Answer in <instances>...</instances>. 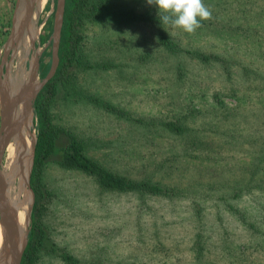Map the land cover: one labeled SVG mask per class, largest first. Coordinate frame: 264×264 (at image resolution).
Instances as JSON below:
<instances>
[{
  "label": "rangeland",
  "instance_id": "1",
  "mask_svg": "<svg viewBox=\"0 0 264 264\" xmlns=\"http://www.w3.org/2000/svg\"><path fill=\"white\" fill-rule=\"evenodd\" d=\"M203 2L212 17L193 34L162 24L147 0H109L114 16L87 7L78 56L62 67L66 0L55 73L25 106L28 142L43 126L58 138L32 165L21 264H264V0ZM57 12L58 0H0V136L4 102L23 104L53 69ZM19 55L35 78L23 99ZM74 140L164 191L107 190L63 167Z\"/></svg>",
  "mask_w": 264,
  "mask_h": 264
},
{
  "label": "bare ground",
  "instance_id": "2",
  "mask_svg": "<svg viewBox=\"0 0 264 264\" xmlns=\"http://www.w3.org/2000/svg\"><path fill=\"white\" fill-rule=\"evenodd\" d=\"M36 1L37 0H35V2ZM31 11H32L31 6H28V12L26 13L27 15H26V19H24L25 21L23 23V26L27 25ZM19 63H20V67L18 70H20V78H17L16 82L19 85V89L20 88L22 89L20 98L23 99L27 96V94H29L28 90L33 87L35 78L33 77V74H31L30 72L31 75L28 74L30 82H28L27 74L21 71L22 70L21 67L24 63V59L20 55H19ZM34 64L37 65L36 62ZM9 77L11 79L12 87L14 88L11 74H9ZM22 77H23V81H22ZM6 85L7 84L4 83L5 95L6 92L8 91ZM0 91L2 92V96H3L2 101H3V99L5 100L8 96L6 97L4 95V91L2 87L0 88ZM7 94L9 95V92H7ZM25 106L26 105H23L21 103L18 104L16 109L17 113L14 116L11 108L8 109L6 114L8 123L10 125L11 123H14L13 117L17 120L16 122L18 125L16 129L13 131L12 139L10 138V140L7 143H5L2 147V149H4V154H5L4 159H6L7 168L9 169V171L10 170L13 171L10 175L7 176L6 180H4L3 177H1L3 193L6 202L8 204V207L11 210V215L10 217L5 216L3 213L1 215L2 219L0 220V225H1L0 226V264H16L17 256L24 243L25 232L27 231L29 224L28 221H29L30 208H29V212L26 215L27 209H26V202H24L26 199L25 198L26 196L24 195V188L29 197L30 206H31V200H30L29 192L27 190L28 188L27 179L31 165V157H32L34 143L32 142V138L31 139L29 138V142H28L27 134L29 132L26 129V127H28L29 115L25 110ZM23 182H24V187H23Z\"/></svg>",
  "mask_w": 264,
  "mask_h": 264
},
{
  "label": "trees",
  "instance_id": "3",
  "mask_svg": "<svg viewBox=\"0 0 264 264\" xmlns=\"http://www.w3.org/2000/svg\"><path fill=\"white\" fill-rule=\"evenodd\" d=\"M87 7L92 8L90 11L91 14L114 16L109 7V0H67L63 37L64 56L62 60V67L72 64L78 56L79 43L74 37V25L77 20L82 19ZM168 46L176 48V45L174 44H168ZM50 87L51 84H48L43 90V93H47ZM168 126L178 129V127L173 123H170ZM57 138L58 136L53 130L44 126L41 128L36 147L34 174L55 152ZM61 165L66 168L82 171L95 177L100 186L107 190L118 192L139 191L145 194H159L164 191L160 185L153 184L148 181H135L108 170L100 163L90 159L84 152L83 143L76 140L69 143L67 147L63 149ZM27 257L28 255H26V258Z\"/></svg>",
  "mask_w": 264,
  "mask_h": 264
},
{
  "label": "water",
  "instance_id": "4",
  "mask_svg": "<svg viewBox=\"0 0 264 264\" xmlns=\"http://www.w3.org/2000/svg\"><path fill=\"white\" fill-rule=\"evenodd\" d=\"M65 2H66V0H58V12H57V16H56V26H55V33H54V41H55V49H54L55 59L54 60H55V62H54L53 69H52L49 77L42 84H40L32 93H30L27 101L23 103V105H26L27 107L36 99L39 91L43 88V86L46 84V82L54 75L56 67L58 65V57H57L58 56V46H59V40H60V33H61L62 25H63V18H64V12H65ZM22 29H23V26H22L21 30ZM20 33H21V31H20ZM18 104H20L19 99H15L13 97V99L10 102H4L3 109H2L3 110V121H2V132H1V136H0V211L5 216H9V217L11 215V210L8 207V204L6 202V199H5V196L3 193V188H2V182H1V166H2V162H3V156H4V149H2V147L5 143H7L10 140V138L12 139L13 131L17 127V124L12 125L14 123H11V125H12L11 126L8 123V119H7V115H6L7 111L9 108H11L12 112H13V116H14L17 113L16 109H17ZM36 147H37V144L34 143L33 144L32 157H31V165H30L28 179H27L28 190H29V180H30L32 165L35 161ZM29 192L31 195V206H30L29 221L28 222H30V220L32 218L33 203H34V200H33L34 193L32 192V190L31 191L29 190ZM25 239H26V236H25ZM25 239H24V243L20 249V252L17 256L16 264H21L22 256H23L25 248H26L25 247L26 246L25 245Z\"/></svg>",
  "mask_w": 264,
  "mask_h": 264
},
{
  "label": "clouds",
  "instance_id": "5",
  "mask_svg": "<svg viewBox=\"0 0 264 264\" xmlns=\"http://www.w3.org/2000/svg\"><path fill=\"white\" fill-rule=\"evenodd\" d=\"M158 8L160 22L173 29L193 34L202 27V21L211 19L212 12L203 0H147Z\"/></svg>",
  "mask_w": 264,
  "mask_h": 264
}]
</instances>
